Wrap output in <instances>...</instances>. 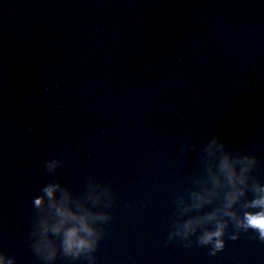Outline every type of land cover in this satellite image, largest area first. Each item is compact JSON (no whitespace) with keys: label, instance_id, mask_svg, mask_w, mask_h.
Here are the masks:
<instances>
[{"label":"water","instance_id":"obj_1","mask_svg":"<svg viewBox=\"0 0 264 264\" xmlns=\"http://www.w3.org/2000/svg\"><path fill=\"white\" fill-rule=\"evenodd\" d=\"M211 135L255 155L264 181V0H52L0 142V249L39 264L33 197L93 176L117 196L97 264H264L251 233L216 256L165 246L172 195L198 171L180 145Z\"/></svg>","mask_w":264,"mask_h":264},{"label":"clouds","instance_id":"obj_2","mask_svg":"<svg viewBox=\"0 0 264 264\" xmlns=\"http://www.w3.org/2000/svg\"><path fill=\"white\" fill-rule=\"evenodd\" d=\"M182 154H196L198 171L183 191L172 195L174 206L165 246L174 240L185 248L207 247L209 256L224 251L227 239L251 233L264 244V181L255 174L260 160L247 149L233 148L211 135L202 149L196 143L180 145ZM65 166L48 159L44 168L55 177ZM32 199L27 239L39 264H97L100 241L114 219L117 196L111 183L86 176L83 191L74 193L58 178L42 186ZM249 194H251L249 196ZM0 264H17V257L0 249Z\"/></svg>","mask_w":264,"mask_h":264}]
</instances>
